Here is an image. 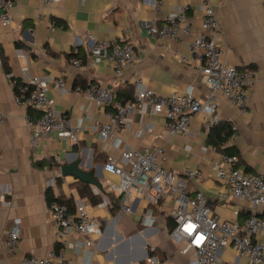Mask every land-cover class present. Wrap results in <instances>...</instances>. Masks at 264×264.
I'll return each mask as SVG.
<instances>
[{"label":"crops","instance_id":"1","mask_svg":"<svg viewBox=\"0 0 264 264\" xmlns=\"http://www.w3.org/2000/svg\"><path fill=\"white\" fill-rule=\"evenodd\" d=\"M201 1L56 0L48 6L41 0L14 2L11 24L0 26V113L5 117L0 128V264H17L23 257L40 258L55 247L45 199L47 189L54 198L72 200L73 206L79 200L89 203V215L102 226L103 234L93 256L82 250L77 255L66 251L71 264L88 261L146 264L151 249L164 257L162 261L156 256L165 264L191 261V252L185 248L181 253L184 244L170 236L167 221L172 218V201L148 204L144 195L133 193L132 213L121 214L119 207L103 208L102 201L92 205L80 198L76 189L79 182L70 176L61 177L60 168L76 160L85 171L100 167L97 178L104 194L90 186L92 192L102 199L109 201V195L112 202H119L109 187L118 182L117 178L102 169L110 156L117 157L119 153L98 138L97 128L105 122V111L73 90L101 85L111 91L113 101L119 95L131 98L134 81L140 76L142 85L158 95L168 96L192 86L194 96L203 100L207 90L200 82V63L188 53V40L162 42L148 35L150 27H159L177 7H187L188 20L197 27L202 18ZM211 3L221 27L218 44L224 62L241 71L257 72V80L249 90L247 115L241 116L226 98L216 95V117L219 122L231 125L232 137L224 147L236 152V167L246 173L264 175V0H211ZM53 22L59 26L54 27ZM101 41H116L134 48L135 61L120 77L115 76L106 61L87 71H77L69 65L74 49L78 50V58L87 62L90 47ZM23 76L47 78V94L54 101L55 110L72 127L80 122L76 144L69 145L56 136L39 140L35 145L31 143L27 110L13 102L11 88V82L19 83ZM60 76L67 89L63 93L54 86V80ZM127 123L128 129L118 133L121 148L143 152L153 145L163 146L165 167L184 179L190 196L197 192L205 196L213 216L239 224L249 217L250 206L233 198L211 172L219 152L207 142L210 128L207 116L202 113L195 116L187 136L171 132L163 118L148 110ZM148 127H152V132L139 138L137 133ZM117 163L121 164L119 160ZM185 170L199 171L205 178L195 183L182 175ZM50 180L54 184L48 187ZM258 213L264 215V206ZM17 219L21 231L19 245L13 254H8L7 234ZM217 264H247V259L228 246L220 253Z\"/></svg>","mask_w":264,"mask_h":264},{"label":"built area","instance_id":"2","mask_svg":"<svg viewBox=\"0 0 264 264\" xmlns=\"http://www.w3.org/2000/svg\"><path fill=\"white\" fill-rule=\"evenodd\" d=\"M17 0H0V26H9L12 22L11 11ZM51 5L56 0H41ZM202 18L200 24L193 26L188 20V8L177 7L159 26L150 27L148 35L162 42L188 40L190 57L200 63L199 74L202 86L207 90L202 100L194 96V88L189 86L183 92H173L168 96L154 93L142 85L141 77L134 81V95L131 100H112L111 91L105 86L93 85L85 89L76 87L73 92L84 94L88 101L105 111V122L98 126V138L105 145L118 150V156H110L103 164L104 172L115 176L116 184H110V190L120 199L121 214L133 211V193H140L148 204L163 200L173 202L171 214L174 230L170 236L179 244H184L191 252L188 264H217L220 253L231 246L237 254L245 256L247 264H264V215L258 210L264 206V175L246 173L236 167V159L219 153V159L211 165V172L228 189L229 194L250 206L251 214L242 224L235 221L223 222L211 213L205 196L197 192L190 196L185 188L184 179L175 171L165 167L166 156L161 145H153L143 152L121 148L120 131L128 129L127 121L148 110L152 115L164 119L165 126L173 133L187 136L192 119L202 113L208 117L209 127L217 124L216 95L220 94L241 115H247L249 108V90L257 80L255 70L241 71L227 65L218 44L221 27L211 0H202L200 5ZM55 27V25L53 24ZM74 49L69 65L77 71L108 62L115 76L122 73L135 61V51L130 44L116 41L93 43L88 51L87 62L77 56ZM181 61H184L181 58ZM11 76H8L10 78ZM54 86L61 93L66 92L63 76L54 80ZM13 102L20 108L38 112V118L26 116V126L33 145L39 140L56 136L69 145L78 141L80 122L72 127L69 121L54 108V101L48 97L47 78H29L23 76L15 86L11 82ZM5 117L0 113V128ZM236 128L232 126V131ZM152 132V127L137 133L139 138ZM207 148H202L206 151ZM215 150V148H213ZM1 158V151H0ZM117 160L121 164L117 163ZM188 180L200 183L205 175L199 171L185 170L182 174ZM53 180L47 182L51 187ZM103 208L110 202L103 199ZM90 204L79 200L69 209L65 204L51 202L47 212L54 229L55 247L43 257H23L17 264H71L66 251L74 255L83 251L93 256L103 231L100 222L89 215ZM259 214V215H258ZM20 220H14L6 238V252L13 254L20 241ZM153 251V249H151ZM86 264H92L88 261ZM146 264H165L156 256L146 258Z\"/></svg>","mask_w":264,"mask_h":264},{"label":"trees","instance_id":"3","mask_svg":"<svg viewBox=\"0 0 264 264\" xmlns=\"http://www.w3.org/2000/svg\"><path fill=\"white\" fill-rule=\"evenodd\" d=\"M53 24L55 26H57L58 22H56V23L53 22ZM1 60H2V65H3L4 69H7L5 59L2 58ZM16 85H17V83H15V86ZM132 98H133V96L131 98L130 97L126 98L123 95L122 96L119 95L115 98L114 102L131 100ZM39 115L40 114L36 111H33L31 109L27 110V118H29V119L38 118ZM231 137H232L231 125L227 122H218L217 124L210 126L207 142H208V144L212 145L217 152L225 154L229 157H234L236 155V152L234 150H232V148H225L224 147L225 144L229 141V139ZM76 189H77L78 196L80 198L86 199L92 205L98 204L99 202H101L103 200L102 196L101 195H95L92 192L90 186L87 184L79 182L76 186ZM107 197L109 198V202H111L110 205H112L113 210L118 209L117 200L112 202V199L110 198V196L107 195ZM45 199H46L47 204H50L51 202H58L61 204H65L69 209H73L72 200H60V199L54 198L49 189H47L45 191ZM119 199L120 198L118 197V200ZM167 222H168V226H169V232L171 234V232L174 230L175 225H174L172 218H170V217L168 218ZM149 256H158L162 261H164V257L162 255H160L156 249L153 251H149Z\"/></svg>","mask_w":264,"mask_h":264},{"label":"water","instance_id":"4","mask_svg":"<svg viewBox=\"0 0 264 264\" xmlns=\"http://www.w3.org/2000/svg\"><path fill=\"white\" fill-rule=\"evenodd\" d=\"M81 162L76 160L69 165L62 166L60 168V176H70L78 182L92 186L98 193L104 194L101 183L99 182L97 175L100 172V167L91 168L89 171L80 169Z\"/></svg>","mask_w":264,"mask_h":264},{"label":"rangeland","instance_id":"5","mask_svg":"<svg viewBox=\"0 0 264 264\" xmlns=\"http://www.w3.org/2000/svg\"><path fill=\"white\" fill-rule=\"evenodd\" d=\"M118 234V236L120 235L119 233H117Z\"/></svg>","mask_w":264,"mask_h":264}]
</instances>
